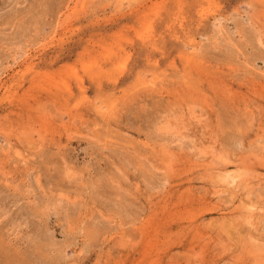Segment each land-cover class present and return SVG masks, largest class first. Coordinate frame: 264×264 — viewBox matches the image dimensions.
I'll return each mask as SVG.
<instances>
[{
    "label": "rangeland",
    "instance_id": "obj_1",
    "mask_svg": "<svg viewBox=\"0 0 264 264\" xmlns=\"http://www.w3.org/2000/svg\"><path fill=\"white\" fill-rule=\"evenodd\" d=\"M0 264H264V0H0Z\"/></svg>",
    "mask_w": 264,
    "mask_h": 264
}]
</instances>
